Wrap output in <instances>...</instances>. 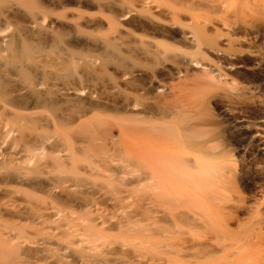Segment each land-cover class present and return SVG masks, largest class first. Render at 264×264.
I'll return each mask as SVG.
<instances>
[{
    "label": "bare ground",
    "instance_id": "bare-ground-1",
    "mask_svg": "<svg viewBox=\"0 0 264 264\" xmlns=\"http://www.w3.org/2000/svg\"><path fill=\"white\" fill-rule=\"evenodd\" d=\"M0 264H264V0H0Z\"/></svg>",
    "mask_w": 264,
    "mask_h": 264
},
{
    "label": "rangeland",
    "instance_id": "rangeland-1",
    "mask_svg": "<svg viewBox=\"0 0 264 264\" xmlns=\"http://www.w3.org/2000/svg\"><path fill=\"white\" fill-rule=\"evenodd\" d=\"M15 6H18V5H15ZM54 6L55 4L52 3L51 7H54ZM68 6L77 7V4L68 5ZM81 8H83L85 11H88V12L97 11L96 8H89L86 5L81 6ZM60 10H62V8H60ZM21 11L25 12L23 7H21ZM22 21L24 22V20ZM52 21L54 22V26L58 28V31L60 33L59 34L60 41L58 42L59 43L58 47L57 46L47 47L44 53L48 54V56L57 57L59 56V54H62L63 56V51H66L67 49H75L77 53H75L74 57L71 60V61H74L75 63L74 64L70 63L71 61L67 62V65H68L67 70L69 74L71 75V77H69L70 80L68 81V87L82 89L85 86L84 79L86 77V73L84 71V68H86V66H84V61H83L84 59H82V57L80 56H82L83 54L82 52H85L88 48H91V47L96 48L98 44L97 41L99 40L95 41L94 35L90 33L88 30L87 31H77L75 26L73 25H70V26L62 25V19H58L55 15L52 16ZM15 27H16V24L12 25V28L9 31L14 30ZM61 67H62V64H60V69ZM60 77H61L60 82L62 83V69L60 70ZM92 77L96 81L102 80L104 83L108 81L106 74H98L95 71H93Z\"/></svg>",
    "mask_w": 264,
    "mask_h": 264
}]
</instances>
